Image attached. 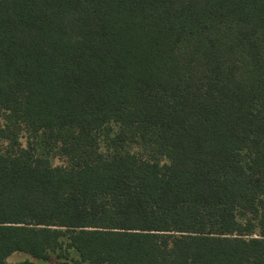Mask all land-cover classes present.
I'll list each match as a JSON object with an SVG mask.
<instances>
[{
  "label": "trees",
  "instance_id": "16d2710c",
  "mask_svg": "<svg viewBox=\"0 0 264 264\" xmlns=\"http://www.w3.org/2000/svg\"><path fill=\"white\" fill-rule=\"evenodd\" d=\"M15 252L264 264V0H0Z\"/></svg>",
  "mask_w": 264,
  "mask_h": 264
},
{
  "label": "rangeland",
  "instance_id": "374dc122",
  "mask_svg": "<svg viewBox=\"0 0 264 264\" xmlns=\"http://www.w3.org/2000/svg\"><path fill=\"white\" fill-rule=\"evenodd\" d=\"M20 142H21L22 146H25L26 145V137L25 136H21ZM49 160H50V163L53 166L63 165L64 164V160L59 158V157H57V156H53L52 155V156L49 157ZM70 256L73 257L74 254L70 253ZM23 260H29L30 262H32V264H52V263H55V262L59 261V258H58L56 253H52L49 256L48 260L42 261V260L33 259V258L29 257L28 255L22 254L20 252H15V253H13L12 255H10L7 258V262L8 263H16V262H20V261H23ZM84 264H87V263H84Z\"/></svg>",
  "mask_w": 264,
  "mask_h": 264
}]
</instances>
